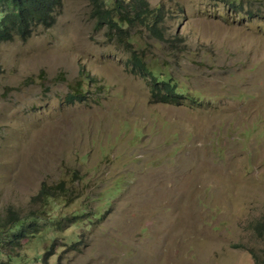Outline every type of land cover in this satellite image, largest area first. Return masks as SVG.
Returning a JSON list of instances; mask_svg holds the SVG:
<instances>
[{"label": "rangeland", "instance_id": "374dc122", "mask_svg": "<svg viewBox=\"0 0 264 264\" xmlns=\"http://www.w3.org/2000/svg\"><path fill=\"white\" fill-rule=\"evenodd\" d=\"M147 1L165 41L139 28L133 44L186 90L176 104L151 96L86 0L0 44V220L43 185L68 191L44 218L84 210L10 264H264V0Z\"/></svg>", "mask_w": 264, "mask_h": 264}, {"label": "trees", "instance_id": "16d2710c", "mask_svg": "<svg viewBox=\"0 0 264 264\" xmlns=\"http://www.w3.org/2000/svg\"><path fill=\"white\" fill-rule=\"evenodd\" d=\"M86 1L95 27L104 30L107 39L115 41L124 48L128 53V65L138 74L147 77L150 82V94L156 101L176 104L181 99H187L186 90H183L180 83L165 71L162 64L157 61L150 63L146 50L142 47L136 48L133 44L135 35L133 31L139 28L146 30L157 41H165V10L162 5L151 7L147 0ZM223 1L227 5H237L239 8L242 5L241 0ZM61 7L62 0H0V44L15 38L26 40L34 29L51 27ZM81 79L84 81L82 76ZM83 91L80 82L76 83L67 94V99L72 102L80 101L85 97ZM49 189L51 188L45 185L41 187L32 198L34 207L28 214L22 215L10 211L4 220H0V256L4 255L7 258L3 260L0 257V264L17 262L19 255L13 253L21 249V241L25 237L28 240L37 238L48 227L59 230L71 223L77 224L80 220L84 210H80V215L78 211L73 212L71 220L65 221L64 224L59 218H44L45 214L49 216L48 204H56L59 197L64 200L68 192L63 190L61 183L55 192ZM94 215H97L96 212Z\"/></svg>", "mask_w": 264, "mask_h": 264}]
</instances>
